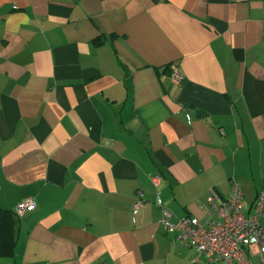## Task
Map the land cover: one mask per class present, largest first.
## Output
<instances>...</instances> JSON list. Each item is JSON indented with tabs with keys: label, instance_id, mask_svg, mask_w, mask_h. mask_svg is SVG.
Here are the masks:
<instances>
[{
	"label": "crops",
	"instance_id": "crops-1",
	"mask_svg": "<svg viewBox=\"0 0 264 264\" xmlns=\"http://www.w3.org/2000/svg\"><path fill=\"white\" fill-rule=\"evenodd\" d=\"M263 180L264 0H0V208L36 202L0 264H220L157 198Z\"/></svg>",
	"mask_w": 264,
	"mask_h": 264
},
{
	"label": "built area",
	"instance_id": "built-area-1",
	"mask_svg": "<svg viewBox=\"0 0 264 264\" xmlns=\"http://www.w3.org/2000/svg\"><path fill=\"white\" fill-rule=\"evenodd\" d=\"M169 78L180 83L183 76L175 68ZM155 185L159 177L151 175ZM227 197L210 191L208 198V217L201 222L194 216H182L171 221V212L162 207L159 197L156 204L161 207L163 223L167 231L175 232L187 247L195 251L194 262L199 255L205 254L209 262L220 264H264V180L254 201L248 207L243 202V193L236 181H231ZM143 199L138 195L133 203V212L142 206ZM36 205L28 197L17 203L14 213L24 215ZM257 256V261L253 256Z\"/></svg>",
	"mask_w": 264,
	"mask_h": 264
},
{
	"label": "trees",
	"instance_id": "trees-1",
	"mask_svg": "<svg viewBox=\"0 0 264 264\" xmlns=\"http://www.w3.org/2000/svg\"><path fill=\"white\" fill-rule=\"evenodd\" d=\"M18 218L13 211L0 208V257L14 254Z\"/></svg>",
	"mask_w": 264,
	"mask_h": 264
}]
</instances>
